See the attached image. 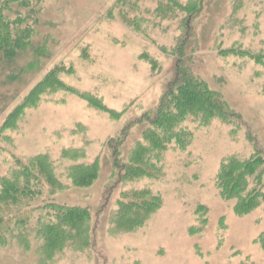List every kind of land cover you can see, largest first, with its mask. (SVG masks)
Returning a JSON list of instances; mask_svg holds the SVG:
<instances>
[{
  "label": "rangeland",
  "instance_id": "1",
  "mask_svg": "<svg viewBox=\"0 0 264 264\" xmlns=\"http://www.w3.org/2000/svg\"><path fill=\"white\" fill-rule=\"evenodd\" d=\"M200 7L188 18L167 0L12 4L7 18L21 20L29 36L0 68V191L18 163L36 157L60 187H43L29 207L37 209L0 244V264H264V200L238 213L217 186L226 161L264 153V0H202ZM182 43L187 69L232 115L205 124L188 116L151 151L143 137L149 124L138 121L154 114L173 81ZM136 145L149 147L150 171L121 180L113 153L126 164ZM94 162V181L73 185L68 169ZM132 194L158 205L121 220L116 213ZM46 204L88 209V232L51 243L48 210L39 209Z\"/></svg>",
  "mask_w": 264,
  "mask_h": 264
},
{
  "label": "trees",
  "instance_id": "2",
  "mask_svg": "<svg viewBox=\"0 0 264 264\" xmlns=\"http://www.w3.org/2000/svg\"><path fill=\"white\" fill-rule=\"evenodd\" d=\"M28 1L0 0V68L11 65V61L16 60L15 57L22 51V48L28 46V31L18 28L22 23L21 20L11 22L6 16V13L11 11L12 4L23 6ZM167 1L174 7H183L184 11L189 14L188 18L194 17L200 11L202 2L200 0L199 6H197V3L192 1L186 6L177 3L175 0ZM186 28H188L187 25ZM184 48L185 44L182 43L177 49L176 74L154 114L146 115L138 121V123L149 124V128L144 130L143 137L151 151L161 149L164 143L173 138L176 126L188 116L195 117L197 120L201 115L203 124H205L214 116L227 119L229 115H232L221 96L208 89L205 83L193 77L187 69L186 64L183 63ZM11 73L7 78L15 79L17 73ZM52 76H49V79L53 78ZM43 84H38L35 87L34 91L29 94L30 97H27L28 100L31 101L39 96L45 87ZM27 104V101L23 102L14 113L18 114L20 109ZM118 142L121 141L118 140ZM148 151V146L136 145L126 164L119 163L118 152L114 151L113 173L119 172L121 174V170H124L123 175L119 176L121 180L146 175L150 171L147 165ZM156 156L158 157V155ZM156 156L154 155L155 158ZM18 166L20 167L18 174L10 178V181L4 179L1 185L0 244L7 242L6 239L13 233L14 226H17L18 223L27 222L29 213L37 209L29 207H31L34 199L42 193L44 186H49L51 190L60 187L52 168L45 165L44 158L36 157L24 166L19 163ZM67 173L73 185L85 187L96 178L97 163L76 165L69 168ZM217 186L223 198L237 201L235 208L238 213H245L253 209L260 198L264 200L261 193L264 186V153L256 152L245 160L231 158L226 161L220 168ZM141 195L132 194L129 196L127 202L120 204L116 215L124 220L127 214L132 216L141 214V212L146 214L157 207L158 200L155 197L150 198L147 194L145 197ZM142 198L144 199L140 200ZM39 209L48 210V224L45 226V233L51 243L71 238V231L75 232L81 229L84 233L88 232V227L86 230L82 228L90 220L88 209L57 204L42 205Z\"/></svg>",
  "mask_w": 264,
  "mask_h": 264
}]
</instances>
